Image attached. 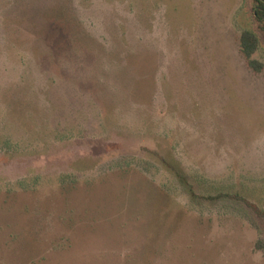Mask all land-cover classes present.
I'll list each match as a JSON object with an SVG mask.
<instances>
[{"label": "rangeland", "instance_id": "1", "mask_svg": "<svg viewBox=\"0 0 264 264\" xmlns=\"http://www.w3.org/2000/svg\"><path fill=\"white\" fill-rule=\"evenodd\" d=\"M253 0H0V264H264Z\"/></svg>", "mask_w": 264, "mask_h": 264}, {"label": "trees", "instance_id": "2", "mask_svg": "<svg viewBox=\"0 0 264 264\" xmlns=\"http://www.w3.org/2000/svg\"><path fill=\"white\" fill-rule=\"evenodd\" d=\"M253 3L255 21L259 29L264 33V0H253ZM240 47L248 67L257 74L262 73L264 71L263 63L253 59L259 49V40L256 35L249 31L243 32L240 37Z\"/></svg>", "mask_w": 264, "mask_h": 264}]
</instances>
